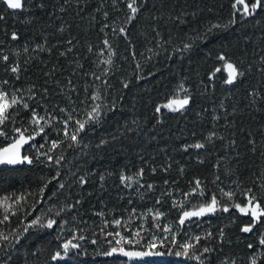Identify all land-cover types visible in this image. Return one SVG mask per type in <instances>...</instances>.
<instances>
[{
	"label": "trees",
	"instance_id": "trees-1",
	"mask_svg": "<svg viewBox=\"0 0 264 264\" xmlns=\"http://www.w3.org/2000/svg\"><path fill=\"white\" fill-rule=\"evenodd\" d=\"M129 2L21 0L11 9L0 0V103L9 133L0 135V148L25 136L22 154L32 160L0 164V264H264V218L244 233L252 209L235 207L254 196L264 211V7L245 16L243 4L232 8L235 0H135L133 14ZM226 63L243 73L231 85ZM181 84L189 104L175 112L162 107L184 98ZM13 96L18 104L9 107ZM93 104L102 119L70 146L75 121L86 120ZM31 109L48 123H34ZM52 140L62 143L49 151ZM196 143L205 147L184 150ZM121 174L132 180L122 184ZM213 196L215 212L179 225L183 211ZM156 211L163 215L153 220ZM49 219L58 221L54 229L40 226ZM173 234L175 250L192 246L188 256L119 251L147 250L154 235ZM68 241L79 248L66 254L61 245Z\"/></svg>",
	"mask_w": 264,
	"mask_h": 264
},
{
	"label": "snow or ice",
	"instance_id": "snow-or-ice-1",
	"mask_svg": "<svg viewBox=\"0 0 264 264\" xmlns=\"http://www.w3.org/2000/svg\"><path fill=\"white\" fill-rule=\"evenodd\" d=\"M7 4H8V7L11 8V9H19L21 8V0H6ZM243 4L244 7H243V15L245 16H248V15H252L253 13L256 12V10L260 7H264V0H254L253 3L249 4L248 3H245V0H235V2L232 4V8L233 9H239V6ZM135 5V0H131V2L128 3V8L131 10V12L133 14H135L137 11H138V8L134 6ZM133 17H129L128 19L131 20ZM234 23V21H232ZM105 27H107V25H105ZM212 27H219V25H214ZM103 30V29H102ZM120 33H125V29L124 28H120L119 29ZM209 31H211V28L209 29ZM17 35L15 33L12 34V39H17ZM70 43V42H69ZM104 44H105V47H108L109 45V42L107 40L104 41ZM41 47V50H42V46H39ZM185 49H188L190 47V45H185L184 46ZM91 50V49H90ZM109 56L112 55L111 51H109ZM5 60H7L8 58L5 56L4 57ZM219 59L221 61H224L225 60V57L223 55H221L219 57ZM104 63H111V60H107V61H104ZM225 68L228 69V77L227 79L225 80V83L226 84H233L237 77L238 76H242L243 73L240 72L238 70L237 67H234L233 64L231 63H226L225 64ZM11 71L13 73H16L18 71V66H14L12 67ZM217 71H219V69H217ZM211 78V77H210ZM96 79H100L99 76L96 77ZM127 86V85H125ZM180 88L182 91L185 92V96L182 100H171L169 101L168 104L164 105L165 108H168L170 111H181L185 108L186 105L189 104V96L187 95V90L183 88V85L181 84L180 85ZM4 96H5V93L4 92H0V101H3L4 99ZM23 99V98H21ZM91 99L93 101L99 99V97L97 95H93L91 97ZM18 104V101L16 99L15 96L12 97V100H11V105H9V107H11L12 105H17ZM23 108L28 110L29 109V105L28 103L25 101L23 103ZM32 113H33V116H32V120L34 123L36 124H40L41 121H44L45 123H48V120L45 118V117H39L37 116V113L35 111V109H31ZM60 112H64L65 110L64 109H60L59 110ZM75 111V110H73ZM156 111L159 113L161 111V108L158 106L156 108ZM101 112H102V109H101V106L98 105V104H93L92 108H91V111L87 113V119L86 120H79L77 119L75 121L76 123V128L74 130V133L71 135L70 137V140L72 141V145L70 146H75L76 143H78V136L81 132H84V133H87L89 130H90V127L89 126H93L95 124H98L100 122V120L102 119V115H101ZM6 108H5V105L3 103H0V135H3L5 137H7L9 135V133L6 131L5 127H3L5 125V121L6 119H8V116H6ZM10 115V114H9ZM52 119L53 120H56L57 117L55 116H52ZM73 119V116L71 113H69L68 115V118L66 120L63 121L64 125H65V135L67 136V125H68V122L69 120H72ZM14 132L16 133H21V129L19 128H15L13 129ZM40 131L43 133L44 132V129L43 127H41ZM214 135L213 134H210L208 140L210 141L211 140V136ZM23 137L21 136V139ZM20 143V139H16V143L15 145H13V147H15L16 145H19ZM62 143L61 141L59 140H52L51 141V149H49V151H51L52 149H55L58 147V145ZM104 141L102 140L101 141V144H103ZM43 147V145L41 146ZM188 147H194L196 149H201L203 147H205V144L203 143H196L194 145H190V146H186L185 147V151L188 150ZM5 151H7V149H5ZM42 155H46L47 156V159L48 161H52L54 158L52 156H49L47 155L46 153H42ZM62 157H56L55 158V161L57 164L60 163ZM23 160H26L28 163H32V160H30L28 157H24ZM20 161H18V159L16 158H9L7 161H4L3 159H0V164H3V163H7V164H16ZM143 174V169L140 170V172L138 173V175H142ZM101 179L103 180V177H101ZM217 179H219V177H217ZM120 180H121V183L124 184L126 183L127 181H131L132 178L131 177H125L123 174H121V177H120ZM81 184H83L85 181L83 180V178H81ZM200 186V182L197 181L196 182V188H194L192 190V194H195L197 189L199 188ZM61 187H63V185H61ZM149 188H151L152 186L149 185L148 186ZM43 191V189H42ZM221 193L222 195L224 196H227L229 197V199L232 198V195L233 193L231 192H224L223 189H221ZM251 193V189H248V191L245 193V195H249ZM202 194V193H201ZM188 193L185 194V196L187 197ZM157 203H160V201H157ZM219 201L216 199L215 196L212 197V200L211 202L207 203L206 205H201L198 210L196 211H183L182 212V215L180 216V219H179V225H184L185 222H186V218H190V217H201L203 215H205L206 213H213L217 210V206L219 205ZM235 207L241 212V213H245L247 212V208L248 207H251V215L253 217V219L249 222V225L248 226H245L241 229L242 232L244 233H249L251 231H253V229L256 227V225L261 222L262 218H264V211H261L258 213V209L261 207V202L260 201H257L256 198L254 196H251L250 199H249V204L246 205L245 207H241L240 204H236ZM230 209L229 207H224L223 208V211L224 212H228ZM134 211V210H133ZM149 212H152L151 209H149ZM163 213L159 212V211H156L155 213V216L153 217V220H156L158 217L162 216ZM4 220H8V216H5L4 217ZM58 223V221L54 220V219H49L45 224H41L40 226L41 227H46L47 229H54V226ZM114 223L116 225H120L121 224V221L120 220H115ZM37 224V219H33L31 221V225H29V227L31 226H35ZM156 227H160L159 224L156 225ZM29 230L28 227H26L24 229L25 232H27ZM163 231L164 232H169V229L165 226L163 228ZM139 233H136V235H138ZM108 235H112V233H109ZM116 236H120V233L119 232H116L115 233ZM221 235H223V232H221ZM5 240H7V237H4ZM80 240H83L85 239L83 236H80L79 237ZM199 239V238H197ZM123 240V238H122ZM127 243H132L131 239L127 240L126 241ZM93 244L97 243V241H92ZM121 243V241H117V244ZM260 244L261 245H264V239H261L260 240ZM174 245H177V240H176V237H175V234L171 235V236H162V237H159L157 238L155 235L152 237L151 240L147 241L146 242V248L147 250H140V251H127L125 250L124 248H119V251L123 253L124 256L126 257H163L165 255H168V254H174L175 256L177 257H180L181 255H184V256H188L189 255V248L192 247L191 245H189L188 243H181L179 244V247L180 248H183L184 251L183 253L181 251H177L175 250V248L173 247ZM63 251L67 254L69 252V247H71L72 249H78L79 248V245L78 243H72L71 241H68V242H65L61 245ZM249 247L251 248L252 245H249ZM117 251V248L113 247L111 248V250H106L104 251V255L105 256H111L114 252ZM204 252H209L211 251V249H208V248H204L203 249ZM61 256V253L58 251L56 252L54 255H52L51 259L53 261H56L59 257ZM253 264H255V261H253Z\"/></svg>",
	"mask_w": 264,
	"mask_h": 264
},
{
	"label": "rangeland",
	"instance_id": "rangeland-1",
	"mask_svg": "<svg viewBox=\"0 0 264 264\" xmlns=\"http://www.w3.org/2000/svg\"><path fill=\"white\" fill-rule=\"evenodd\" d=\"M226 70H227V72L229 71L228 69H226ZM182 99L183 98H181V97L172 98V99H169L168 101H166L165 103H163L161 106L164 107V105L168 104L169 101H171V100H182ZM166 109H168V108H166ZM22 137H23L22 139H21V136L16 138V139H20V143H19V145H16L15 147H13V145H15L16 139L7 143L3 147H1L0 148V159L7 161L9 158H16V159H18V161H20L16 164H19L23 161H26V160H23V158L27 157V156H24L22 154V147L27 142V138L25 136H22ZM5 149H7V151H5ZM3 164H7V163H3ZM8 165H14V164H8Z\"/></svg>",
	"mask_w": 264,
	"mask_h": 264
}]
</instances>
